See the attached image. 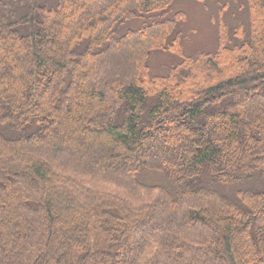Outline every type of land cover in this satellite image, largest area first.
Instances as JSON below:
<instances>
[{"label":"trees","instance_id":"1","mask_svg":"<svg viewBox=\"0 0 264 264\" xmlns=\"http://www.w3.org/2000/svg\"><path fill=\"white\" fill-rule=\"evenodd\" d=\"M245 2L248 27L190 57L172 0H0V264H264V0ZM154 52L181 62L155 74Z\"/></svg>","mask_w":264,"mask_h":264},{"label":"rangeland","instance_id":"2","mask_svg":"<svg viewBox=\"0 0 264 264\" xmlns=\"http://www.w3.org/2000/svg\"><path fill=\"white\" fill-rule=\"evenodd\" d=\"M170 10L171 15L181 12L185 16L179 30L182 34L183 51L190 57L216 52L221 24L227 25L230 30L246 25L248 27L245 0H172ZM151 21V16L133 20L124 26L123 31L138 29ZM180 62L181 58L171 53L154 52L150 57L149 67L153 73L164 75ZM262 186L246 182L241 184V190L259 191Z\"/></svg>","mask_w":264,"mask_h":264}]
</instances>
